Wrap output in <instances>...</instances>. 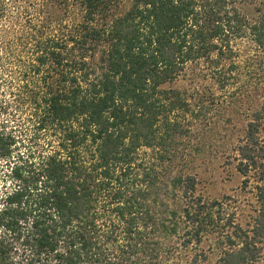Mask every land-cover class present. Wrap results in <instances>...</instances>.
I'll return each instance as SVG.
<instances>
[{
  "label": "trees",
  "instance_id": "16d2710c",
  "mask_svg": "<svg viewBox=\"0 0 264 264\" xmlns=\"http://www.w3.org/2000/svg\"><path fill=\"white\" fill-rule=\"evenodd\" d=\"M115 6L41 0L31 15L0 0V21L17 17L36 54L31 68L44 72L33 99L39 127L60 137L54 152L12 162L17 136L0 130L15 182L0 194V264H210L209 237L219 264H264V95L232 153L242 189L256 181L252 213L237 218L177 166L188 129L173 113L211 107L162 88L192 60L232 58V36L264 48V0H133L120 14ZM233 64L220 71L222 87Z\"/></svg>",
  "mask_w": 264,
  "mask_h": 264
},
{
  "label": "rangeland",
  "instance_id": "374dc122",
  "mask_svg": "<svg viewBox=\"0 0 264 264\" xmlns=\"http://www.w3.org/2000/svg\"><path fill=\"white\" fill-rule=\"evenodd\" d=\"M5 1L8 10L15 13L17 8L25 10L28 7L32 9L28 13L31 15L41 3V0ZM132 2L114 0L115 11L125 13ZM244 10L249 19L255 17L253 6H246ZM76 14L81 17L80 13ZM75 17L73 14V19ZM16 18L6 16L0 21V130L17 136V143L13 146L15 151L10 158L12 162L19 153L25 157L32 153L37 159L40 153H52L58 149L60 138L57 130H41L39 127L41 113H34L33 99L44 83V72L38 74L31 68L36 54L31 50L33 46L23 43L25 38L18 29L21 23L16 22ZM230 45L234 51L232 58L223 60L219 66L214 53L192 60L175 80L162 88L180 89L195 109L203 102L211 107L209 113H173V117L177 116L188 129L180 145L177 166L180 171L196 176L200 193L223 200L230 212L234 209L237 218H242L252 213L251 191H255L256 181L252 178L249 188L242 189L244 177L236 169L232 153L243 139L244 126L264 95V48L257 47L247 34L232 36ZM226 63L227 66H223ZM230 63H234L233 70L228 75L227 85L222 87L220 71L225 69L228 72ZM258 85L261 88H257ZM140 153L146 162L156 158L151 149H142ZM9 165L8 160L0 157V194L15 183L10 177ZM209 239H205L202 246L213 257L210 264H219L220 251L209 247L214 242L212 237Z\"/></svg>",
  "mask_w": 264,
  "mask_h": 264
}]
</instances>
